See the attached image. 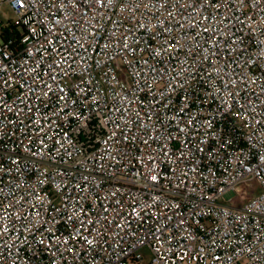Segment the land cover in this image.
<instances>
[{
	"label": "built area",
	"instance_id": "1",
	"mask_svg": "<svg viewBox=\"0 0 264 264\" xmlns=\"http://www.w3.org/2000/svg\"><path fill=\"white\" fill-rule=\"evenodd\" d=\"M4 6L0 264H264V0Z\"/></svg>",
	"mask_w": 264,
	"mask_h": 264
},
{
	"label": "rangeland",
	"instance_id": "2",
	"mask_svg": "<svg viewBox=\"0 0 264 264\" xmlns=\"http://www.w3.org/2000/svg\"><path fill=\"white\" fill-rule=\"evenodd\" d=\"M0 18L2 19L4 26H8L10 24V21L13 19V13L8 6H4L2 8V10L0 11ZM242 188L243 190L248 191V198L257 195L260 192V185L257 181L247 182ZM234 198H236V194L234 192H231L225 196V200ZM150 259L151 256L147 254L145 262H143L142 264H148Z\"/></svg>",
	"mask_w": 264,
	"mask_h": 264
},
{
	"label": "snow or ice",
	"instance_id": "3",
	"mask_svg": "<svg viewBox=\"0 0 264 264\" xmlns=\"http://www.w3.org/2000/svg\"><path fill=\"white\" fill-rule=\"evenodd\" d=\"M98 2H103V0H98ZM109 2H110V0H109ZM62 98V97H61ZM151 179L153 180V181H156L157 180V177L156 176H152L151 177ZM88 243H91V241H88Z\"/></svg>",
	"mask_w": 264,
	"mask_h": 264
}]
</instances>
